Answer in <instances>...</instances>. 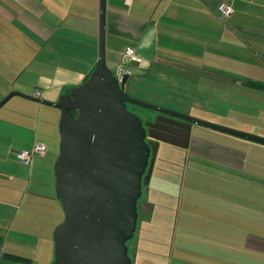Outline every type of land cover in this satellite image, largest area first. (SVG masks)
Here are the masks:
<instances>
[{
    "label": "crops",
    "instance_id": "0c3cea01",
    "mask_svg": "<svg viewBox=\"0 0 264 264\" xmlns=\"http://www.w3.org/2000/svg\"><path fill=\"white\" fill-rule=\"evenodd\" d=\"M221 3L232 8L225 19ZM98 19L99 0H0V101L38 89L39 98L55 102L83 82L97 60ZM125 47L139 57L136 76L155 68L196 77L191 109L207 111L200 102L206 85L220 99L254 92L264 104V0H105V58L114 74ZM11 98L0 107V264H50L53 230L63 219L53 172L60 112ZM231 105L213 104L224 114L207 112L264 136L257 122L264 106L250 121L229 118ZM38 142L45 154L20 163L17 153ZM181 150L193 156L183 163L184 184L201 214L194 223L177 221L168 264H264V145L192 127ZM154 209L149 198L137 203L132 264L138 242L152 238L147 225L138 227L139 216L144 222Z\"/></svg>",
    "mask_w": 264,
    "mask_h": 264
},
{
    "label": "water",
    "instance_id": "95a60500",
    "mask_svg": "<svg viewBox=\"0 0 264 264\" xmlns=\"http://www.w3.org/2000/svg\"><path fill=\"white\" fill-rule=\"evenodd\" d=\"M128 78V73L117 77L106 65L105 0H99L97 60L87 78L55 102L20 92H10L0 101L1 107L19 96L60 112L53 172L63 219L53 230L50 264H132L128 242L136 231L137 203L150 179L159 142L186 150L192 126L199 125L264 145V136L132 98L124 90ZM128 105L182 120L174 125L185 128L182 142L153 136L150 129L159 130L161 117L143 122Z\"/></svg>",
    "mask_w": 264,
    "mask_h": 264
},
{
    "label": "rangeland",
    "instance_id": "374dc122",
    "mask_svg": "<svg viewBox=\"0 0 264 264\" xmlns=\"http://www.w3.org/2000/svg\"><path fill=\"white\" fill-rule=\"evenodd\" d=\"M133 71V74L131 73L125 83L124 89L132 98L221 126H225L223 125L225 119L217 118V116L207 112L215 111L224 114L223 109L216 108L213 104H216L218 107L224 105V108L231 104H235L233 106L231 105V108L235 110H232L234 113L231 111L233 115L229 116V118L232 117V119L250 121H257L260 118L259 113L260 110H262L261 105L264 106L261 102L262 99L258 98L257 93L250 92L249 95L245 94L243 96L234 95L233 99L224 100L217 96V92L214 91L215 88L213 89L206 85L207 87L205 86L204 88V94H200L202 100L200 102L203 104L202 106L205 107L204 110L207 111L199 112L190 108L192 101L191 97L193 95L191 92L197 89L195 88L196 77L184 76L183 73L174 72L170 69H165L164 74H161L162 76L158 75L160 74L158 73L159 70L155 68H152L147 75L140 74L136 76L137 73ZM181 82H183L182 86L178 84ZM202 86L203 85H201V87ZM220 95L221 94H219V96ZM211 96H213V98H211ZM14 97L19 96H13L12 98ZM127 108L137 114L142 121L153 120L156 115L154 111L138 108L133 105H128ZM235 113L238 114V116H236ZM228 114H230V112H228ZM257 122L261 123V125L264 124L262 121ZM192 127L193 132L196 134L203 133L208 135V133H220L199 125H193ZM221 134L227 135L225 133ZM188 159H193V156H190L189 153L186 154L184 150L177 147L165 144H161L158 147L150 179L146 185L142 186L141 197L138 201V204H140L141 200L149 198V201L155 204L154 211L147 215L146 220L143 219L144 222H141V216H139L140 220L138 219V227L144 229L145 225H147L150 231L148 236L152 238L148 241L140 240L138 242V247L136 249L134 248V264H168L171 260H168L167 249L173 229L176 228L178 222L181 223L183 219L189 220L191 223L196 222L198 217L195 215L198 216L201 214L198 212V209L201 207L187 201L188 188L191 186L188 182L184 184L183 172L185 164L183 163L184 161L186 163ZM189 167L191 166L189 165ZM186 173L189 174L188 172ZM184 187H186V190H184ZM179 197L182 198L180 205ZM184 209H187L186 213L183 212ZM203 209L210 210V208L207 207H203ZM205 213L209 214V211ZM183 215L186 217L183 218ZM179 229L180 228H178V230ZM174 234H177L176 231ZM128 246L129 256L132 257L131 248L134 246L133 239L128 242Z\"/></svg>",
    "mask_w": 264,
    "mask_h": 264
},
{
    "label": "built area",
    "instance_id": "2783aa9c",
    "mask_svg": "<svg viewBox=\"0 0 264 264\" xmlns=\"http://www.w3.org/2000/svg\"><path fill=\"white\" fill-rule=\"evenodd\" d=\"M232 13V8L226 3H221L219 5V17L220 19H225ZM139 57L137 56L135 50L131 47H125L121 53V62L116 73L117 77L128 73L130 74L129 64L138 63ZM40 91L38 89L34 90L33 97L39 98ZM46 152V146L43 143H34L29 150H22L17 153V158L20 163L28 164L34 156H42Z\"/></svg>",
    "mask_w": 264,
    "mask_h": 264
},
{
    "label": "flooded vegetation",
    "instance_id": "af4514ba",
    "mask_svg": "<svg viewBox=\"0 0 264 264\" xmlns=\"http://www.w3.org/2000/svg\"><path fill=\"white\" fill-rule=\"evenodd\" d=\"M158 117H161L159 118L160 121L163 120L164 123L162 124H157V127L159 130L157 129H150V133L153 135V136H156V137H164L166 139H169V140H177L179 142H182L186 132H185V128L184 126L181 125V129L180 128H177L175 127L174 125L175 124V121L176 122H179V123H184L182 120L180 119H177V118H170L169 116H166V115H161L159 116L158 113H156L155 117L153 118V120H148L149 122H152L154 123L156 121V118ZM145 122V121H143ZM146 130H148V127H145ZM161 131H166V132H170V133H173V134H176L178 135L177 139H174L170 136H167L165 134H163ZM146 141H152V139H150L148 136H146ZM161 144H165V145H169V146H173V145H170V144H166V143H163V142H159V145L158 147L161 145ZM174 147V146H173Z\"/></svg>",
    "mask_w": 264,
    "mask_h": 264
},
{
    "label": "trees",
    "instance_id": "16d2710c",
    "mask_svg": "<svg viewBox=\"0 0 264 264\" xmlns=\"http://www.w3.org/2000/svg\"><path fill=\"white\" fill-rule=\"evenodd\" d=\"M129 68H130V74H129V76H130L131 73H132V71H133V68H134L133 65H132V63L129 64ZM86 78H87V77H86ZM86 78H85V79H86ZM85 79H84V80H85ZM0 246H1V237H0Z\"/></svg>",
    "mask_w": 264,
    "mask_h": 264
}]
</instances>
